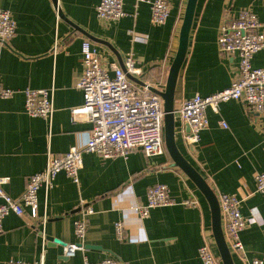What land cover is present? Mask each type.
Returning a JSON list of instances; mask_svg holds the SVG:
<instances>
[{"label": "crops", "instance_id": "obj_1", "mask_svg": "<svg viewBox=\"0 0 264 264\" xmlns=\"http://www.w3.org/2000/svg\"><path fill=\"white\" fill-rule=\"evenodd\" d=\"M167 1L170 15L157 25L147 0H124L126 15L118 21L98 16L100 0H57L63 16L54 0H0V7L10 10L17 22L16 34L0 41V82L16 89L11 98L0 100V177H10L3 185L8 194L19 198L30 178L46 168L49 154H65L87 140L92 123L71 120L72 108L84 102L77 82L84 71L85 39L92 41L108 66L117 63L125 69L126 58L135 57L142 72L134 76L140 82L131 79L136 94H142L146 85L150 90L165 89L188 0ZM245 9L264 23V0H198L176 84V109L188 98L227 88L238 77L240 58L221 52L218 37L224 19L236 18ZM253 65L264 68V49L254 56ZM27 87L54 88L51 121L28 114L22 92ZM207 116L209 126L191 146L184 139L187 124L176 114V141L217 197L220 193L246 196L241 204L247 220L241 232L244 249L230 250L235 264H249L264 258V196L256 182L257 173L264 171V114L252 115L242 101L230 100L222 102L218 111L208 107ZM78 177L76 182L62 171L48 192L40 189L39 213L46 215L45 223L33 219L28 209L22 216L11 212L4 218L0 264L11 259L39 264L42 234L47 238L44 264H84L85 259L99 262L110 257L119 264H202L199 248L206 238L220 256L210 205L174 164L166 147L164 154L154 156L142 150L111 158L83 152ZM157 183L167 184L177 202L153 208L142 218L137 208L147 202L149 187ZM82 199L91 202L94 212L89 216L84 250L68 257L63 247L78 240L74 221L80 216ZM187 199L197 204H183ZM119 221L125 225L122 239L115 229Z\"/></svg>", "mask_w": 264, "mask_h": 264}, {"label": "built area", "instance_id": "obj_2", "mask_svg": "<svg viewBox=\"0 0 264 264\" xmlns=\"http://www.w3.org/2000/svg\"><path fill=\"white\" fill-rule=\"evenodd\" d=\"M145 1V0H139ZM151 5L152 22L164 24L170 15L167 0H147ZM98 16L105 20L122 19L124 0H100L96 6ZM17 30V22L10 10L0 7V41L11 39ZM218 43L223 53L238 54L240 72L238 77L220 91L201 97L194 96L184 100L176 109L181 120L188 125L184 133L185 141L194 146L201 139V133L209 126L207 108L218 111L222 102L242 101L252 115L264 114V68L253 65L254 56L264 49V23L250 9L243 10L233 19H224L220 26ZM83 75L77 82L82 89L84 102L72 108V122L79 118L92 123L87 140L82 145L73 146L62 155L49 154L46 168L35 173L29 180L25 191L19 198L8 194L3 185L10 181L9 176L0 177V233L3 231L4 218L11 212L22 216L29 210L33 219L46 222V215L39 213V191L52 188L57 175L64 171L76 182L79 181V169L82 167L83 152H95L104 158L128 156L134 150H142L146 156L165 153V111L163 99L152 92L149 85L136 94L134 83L129 78L141 76L135 57L130 54L125 60V69L117 63L108 66L90 39L82 43ZM113 74L110 73L111 69ZM25 98V109L31 116L52 120L55 113L54 88H30L22 90ZM16 89L5 87L0 82V100L11 98ZM256 182L259 192L264 196V171L258 172ZM242 197L228 193L218 194L221 208L222 224L225 237L231 250L244 249L241 232L247 226V220L241 211ZM170 195L169 186L157 183L149 187L147 202L138 206L140 217L146 218L153 208L175 204ZM188 206H195V199L182 201ZM94 208L87 199L80 201V216L74 221L77 241L63 247L68 257L75 256L78 250H84L83 239L89 226V216ZM117 236L122 239L125 231L123 222L116 223ZM47 238L42 234V254L39 264H44V252ZM202 264H223L206 238L199 248ZM5 264H31L23 260H8ZM84 264H119L114 257L99 262L85 259ZM249 264H264V258H255Z\"/></svg>", "mask_w": 264, "mask_h": 264}, {"label": "water", "instance_id": "obj_3", "mask_svg": "<svg viewBox=\"0 0 264 264\" xmlns=\"http://www.w3.org/2000/svg\"><path fill=\"white\" fill-rule=\"evenodd\" d=\"M55 5H57V9L59 14L63 16L62 11L58 8L57 0H54ZM198 0H188L185 15L183 19V24L180 31L179 36V47L177 54L173 60L171 65L169 75L166 81V86L164 90H159L157 88L151 87V90L160 95L163 99V106L165 111V127H164V139H165V147L168 151L170 157L172 158L174 164L178 166L198 187V189L203 193L205 198L207 199L211 212H212V229L213 235L215 238V242L218 248V252L220 254L221 260L223 264H235L232 252L227 243L223 224H222V216H221V208L219 199L217 197L216 192L212 188V186L208 183L206 178L184 157L181 153L177 141H176V108H175V92H176V84L178 80V75L180 69L186 59L188 45H189V37L192 28V23L194 20L196 5ZM71 25L80 31H84L78 25L69 21ZM86 33V32H85ZM88 37L96 40L95 37L90 36V34L86 33ZM129 78L140 82V80L130 74H128ZM187 131H189V127L187 125ZM49 240H55L52 237H48ZM57 241V240H55Z\"/></svg>", "mask_w": 264, "mask_h": 264}, {"label": "rangeland", "instance_id": "obj_4", "mask_svg": "<svg viewBox=\"0 0 264 264\" xmlns=\"http://www.w3.org/2000/svg\"><path fill=\"white\" fill-rule=\"evenodd\" d=\"M178 138H181V134L178 136Z\"/></svg>", "mask_w": 264, "mask_h": 264}]
</instances>
